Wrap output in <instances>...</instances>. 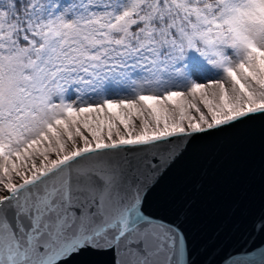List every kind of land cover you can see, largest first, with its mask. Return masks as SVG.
Instances as JSON below:
<instances>
[{"label":"snow or ice","instance_id":"6c2138e0","mask_svg":"<svg viewBox=\"0 0 264 264\" xmlns=\"http://www.w3.org/2000/svg\"><path fill=\"white\" fill-rule=\"evenodd\" d=\"M257 121L264 142V0H0V264H195L149 197Z\"/></svg>","mask_w":264,"mask_h":264},{"label":"water","instance_id":"95a60500","mask_svg":"<svg viewBox=\"0 0 264 264\" xmlns=\"http://www.w3.org/2000/svg\"><path fill=\"white\" fill-rule=\"evenodd\" d=\"M241 138H213L194 144L148 201V211L178 221L195 264H226L229 253L249 238L264 212V142L259 121ZM110 257L87 252L73 264H109Z\"/></svg>","mask_w":264,"mask_h":264}]
</instances>
